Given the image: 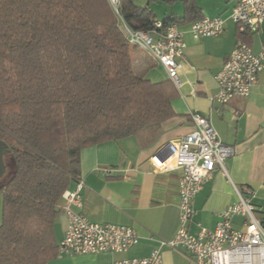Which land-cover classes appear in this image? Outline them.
Here are the masks:
<instances>
[{"label": "trees", "instance_id": "16d2710c", "mask_svg": "<svg viewBox=\"0 0 264 264\" xmlns=\"http://www.w3.org/2000/svg\"><path fill=\"white\" fill-rule=\"evenodd\" d=\"M181 1L183 16L164 23L202 18L194 0ZM119 10L134 29L155 19L133 0ZM131 46L108 0H0V264L58 255L54 222L82 148L173 116L174 84L135 75Z\"/></svg>", "mask_w": 264, "mask_h": 264}, {"label": "crops", "instance_id": "0c3cea01", "mask_svg": "<svg viewBox=\"0 0 264 264\" xmlns=\"http://www.w3.org/2000/svg\"><path fill=\"white\" fill-rule=\"evenodd\" d=\"M236 1L194 0L202 18L224 19L223 30L216 36L193 38L189 32L193 21L177 24L185 47L176 59L181 84L174 86L170 99L172 117L132 135L80 150L81 206L71 204L72 210L82 213L91 222L130 226L138 242L125 252L58 254L47 264H112L124 258H142L157 246V239L171 240L175 236L179 227L177 187L181 171H157L150 156L164 142L193 131L191 113L206 117L222 142L232 146L233 154L225 159L227 173L216 167L195 195L190 233L196 234L199 228L214 229L219 213L237 201L234 187L252 190L251 201L264 227V68L248 96L233 97L223 104L211 101L218 89L214 75L239 37L248 43L253 53L264 50V22L258 32L238 33L230 18ZM170 12L182 17L184 8L180 14ZM155 19L163 20L156 15ZM130 58L132 69L138 70L142 78L152 82L169 81L163 67L141 49L130 51ZM74 185L75 180L68 189H73ZM231 220L233 227L240 229L244 218L235 215ZM65 226L66 219L61 213L54 222L57 244ZM162 261L163 264H196L184 250L167 247L162 249Z\"/></svg>", "mask_w": 264, "mask_h": 264}, {"label": "built area", "instance_id": "2783aa9c", "mask_svg": "<svg viewBox=\"0 0 264 264\" xmlns=\"http://www.w3.org/2000/svg\"><path fill=\"white\" fill-rule=\"evenodd\" d=\"M108 3L128 43L146 52L163 67L174 86H180V65L176 59L182 55L185 43L177 24L154 19L149 28L134 29L120 14V0H108ZM230 18L240 35L258 32L264 22V0H237ZM223 25L221 17H203L191 22L189 32L193 38L216 36L222 32ZM263 68L264 50L253 53L248 43L239 37L214 75L218 89L211 101L223 104L233 97L248 96ZM191 119L193 131L164 142L150 156L157 171H181L177 187L179 227L175 236L171 240L157 239V246L146 257L124 258L112 264H163L162 249L165 247L184 250L196 264H264V227L251 201V189L234 187L237 201L219 213L214 229L199 228L196 234L190 233L195 195L216 167L227 173L225 159L233 154L232 146L222 142L206 117L191 113ZM82 187L83 181L77 177L73 189L62 194L66 226L57 244L58 254L125 252L135 245L138 236L130 226L91 222L82 213L72 210L71 204L81 206ZM235 215L244 218L240 229L233 227L231 219Z\"/></svg>", "mask_w": 264, "mask_h": 264}, {"label": "rangeland", "instance_id": "374dc122", "mask_svg": "<svg viewBox=\"0 0 264 264\" xmlns=\"http://www.w3.org/2000/svg\"><path fill=\"white\" fill-rule=\"evenodd\" d=\"M134 4L138 6H150V9L155 13L157 18H164L166 13L173 11L178 14L182 13L184 5L182 2L177 1L172 6L167 3H160L155 0H133ZM130 51H134L133 46L130 47ZM135 75L141 77V73L138 70L133 69Z\"/></svg>", "mask_w": 264, "mask_h": 264}, {"label": "water", "instance_id": "95a60500", "mask_svg": "<svg viewBox=\"0 0 264 264\" xmlns=\"http://www.w3.org/2000/svg\"><path fill=\"white\" fill-rule=\"evenodd\" d=\"M7 152V148L4 143L0 140V187L2 185L1 177L5 173V166L3 163V155Z\"/></svg>", "mask_w": 264, "mask_h": 264}]
</instances>
